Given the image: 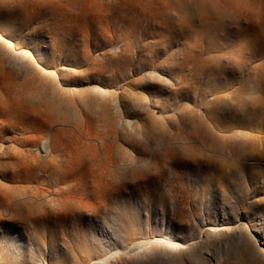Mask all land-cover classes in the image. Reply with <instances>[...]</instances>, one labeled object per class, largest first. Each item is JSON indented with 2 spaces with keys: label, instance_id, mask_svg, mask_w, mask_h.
<instances>
[{
  "label": "rangeland",
  "instance_id": "obj_1",
  "mask_svg": "<svg viewBox=\"0 0 264 264\" xmlns=\"http://www.w3.org/2000/svg\"><path fill=\"white\" fill-rule=\"evenodd\" d=\"M0 264H264V0H0Z\"/></svg>",
  "mask_w": 264,
  "mask_h": 264
},
{
  "label": "bare ground",
  "instance_id": "obj_2",
  "mask_svg": "<svg viewBox=\"0 0 264 264\" xmlns=\"http://www.w3.org/2000/svg\"><path fill=\"white\" fill-rule=\"evenodd\" d=\"M42 153H43L42 157H49V155L52 153V148L48 146V149L46 150V148L43 147L42 150L38 152V154L40 155Z\"/></svg>",
  "mask_w": 264,
  "mask_h": 264
}]
</instances>
